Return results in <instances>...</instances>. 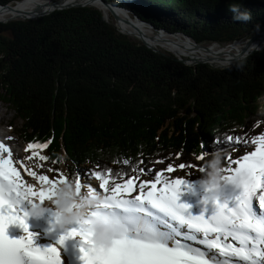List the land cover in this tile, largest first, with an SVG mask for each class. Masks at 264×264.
<instances>
[{"label":"trees","instance_id":"16d2710c","mask_svg":"<svg viewBox=\"0 0 264 264\" xmlns=\"http://www.w3.org/2000/svg\"><path fill=\"white\" fill-rule=\"evenodd\" d=\"M105 1L196 43L224 45L264 27V0H239L252 12L247 23L231 21L227 4L237 0ZM261 96L264 47L238 70L188 65L118 32L93 6L0 21V99L20 120L21 141L46 143L51 163L67 159L73 181L77 165L88 178L101 171L123 182L174 153L192 170L205 148L229 149L236 137L252 144L264 118L244 127Z\"/></svg>","mask_w":264,"mask_h":264},{"label":"snow or ice","instance_id":"6c2138e0","mask_svg":"<svg viewBox=\"0 0 264 264\" xmlns=\"http://www.w3.org/2000/svg\"><path fill=\"white\" fill-rule=\"evenodd\" d=\"M226 139L232 142L233 136ZM235 142L247 146L241 137ZM251 143L255 150L237 159L229 158L228 166L223 168L224 179L233 182L238 191L223 200L203 198L214 205L209 215L203 210L194 215L187 204L178 202L181 186L191 187L183 178L169 179L157 171L155 181H140L136 190L133 178L118 182L122 177L113 174L110 182L107 173L92 171L90 175L99 181L101 192L82 184L77 176L78 192L86 188L89 193H103L102 203L89 215L105 213L113 229L110 242L95 243L87 219H82L55 244L45 246L33 242L34 234L28 231L25 221L27 212L19 206L24 200H46L55 185L66 180L65 176L54 181L30 171L29 175L41 182L40 190H36L32 183L21 180L10 159L12 153L0 143V264H61L57 246L73 236L82 242V264H264V135L254 137ZM47 147L46 143L27 144V149ZM195 160L201 161L202 156L196 155ZM186 167L191 165H179L180 169ZM172 170L169 164L167 171ZM151 171L148 169L149 174ZM10 224L19 225L23 234L10 237Z\"/></svg>","mask_w":264,"mask_h":264},{"label":"clouds","instance_id":"9594fccd","mask_svg":"<svg viewBox=\"0 0 264 264\" xmlns=\"http://www.w3.org/2000/svg\"><path fill=\"white\" fill-rule=\"evenodd\" d=\"M227 10L231 13V21L247 23L252 20V12L237 2L227 4ZM258 29L259 25L255 24ZM254 51H260L256 44H248L246 48L239 50L236 55L225 61L224 66L230 69L235 66L242 68L243 62ZM201 176L198 185L204 190L203 198L223 200L225 185L233 182L226 181L223 173V154L218 150H211L202 164ZM103 201V193H89L86 188L77 191L72 179L61 181L52 189V195L44 201L32 200L27 209V215L40 217L49 208L52 209L55 226L64 228L66 225L76 224L82 219H87L91 229L92 239L97 244L110 242L112 224L103 211L89 215L90 210H96Z\"/></svg>","mask_w":264,"mask_h":264},{"label":"rangeland","instance_id":"374dc122","mask_svg":"<svg viewBox=\"0 0 264 264\" xmlns=\"http://www.w3.org/2000/svg\"><path fill=\"white\" fill-rule=\"evenodd\" d=\"M21 1H24V0H21ZM103 16L109 22L116 24L114 22L115 19L111 16V14H108L107 16L103 14ZM130 16H132V14H130ZM7 19L0 20V21H5ZM13 19H19V18H13ZM127 36L132 40L140 41L137 38V36L133 34H128ZM200 45L208 46L214 49L225 46L223 44L221 45L215 42H204V43H201ZM152 47L161 52L172 53L171 51L161 46H156V47L152 46ZM182 56L183 58H185V55H182ZM259 102H260L259 104L261 105L260 107L261 109L256 114L257 118H255L256 116L251 117L246 122L244 129L250 128L252 123L254 124L257 121H260L262 120V118H264V96L260 97ZM10 122H12L11 126L9 125ZM19 123H20V120L15 119L14 114L11 111V109L7 106V104H5L0 99V140H3L9 146L10 148L9 150L12 153V156L10 157V159L13 160V167H15L19 171L21 180H23L25 184L32 183L33 187L36 190H40L41 182L37 181L34 176H30L29 175L30 171L35 172L37 176L46 175L49 177V179L54 180V181L58 180L60 175H64L66 180L71 179L70 167L72 166V163H70L67 159L62 158L60 164L58 165V164L51 163L48 161L45 148L35 150L36 155H33V151H34L33 149H27V145L23 141H21L20 137L16 134V129L19 127ZM253 132H255L257 136L264 135V121H260V123H258V126L255 127V129L253 130ZM5 134L7 136L6 138H3L2 135H5ZM253 150H255V145L253 144H249L247 146L239 144L234 147H230L229 149H223V150H218V151H220L223 154V165L224 167H227L228 166L227 161L229 158L237 159L239 156L245 154L246 151H253ZM210 151H211L210 148H205V152L202 155V160L201 161H196L195 159L193 160L194 164L196 165V168L192 170H189V167H186L184 169L179 168V165L181 163L185 164V159L182 153H174V155H169L167 157L168 159H165L163 161H157L149 165L147 169H151L152 170L151 173L149 174L148 172H143L142 174H140L139 178L136 180V186H135L136 190H138V185L140 181H150V180L155 181V173L159 171L161 172L162 176H166L169 179L187 178L188 180L192 181V187L196 188L197 189L196 191L198 193H200V191H204L198 185L197 181L201 176V172L199 171V168L202 167L203 161L206 159ZM41 156H46L47 159L41 160L40 159ZM168 160H170L169 163H168ZM169 164L172 165V169H173L172 172L167 171ZM186 165H190V163H186ZM80 169L81 167L77 165L76 170H77L78 176L81 179L82 184L87 183L89 186L94 187L97 191L102 192L103 190L99 188V181L87 179V177L83 175V172L80 171ZM183 193L184 191L181 188V191L179 192V194H183Z\"/></svg>","mask_w":264,"mask_h":264},{"label":"bare ground","instance_id":"6f19581e","mask_svg":"<svg viewBox=\"0 0 264 264\" xmlns=\"http://www.w3.org/2000/svg\"><path fill=\"white\" fill-rule=\"evenodd\" d=\"M19 1L20 2L11 4L12 7L10 8V10L0 8V20H4L7 18H21L25 15L37 14L43 12L44 10L50 7V4L52 2L57 0H31V1L19 0ZM64 1L65 0H62V2ZM69 1H77V0H69ZM89 3L97 5L104 12L105 15L109 13L108 9L104 5H99L94 2H89ZM116 14L117 16L113 15L115 22L119 24V26L122 28L123 31H126L129 34H133L137 37L140 36L147 37L148 39H150L151 46H155V47L161 46L171 51L172 53H177V55L180 56L181 58H183L182 55H185V58L183 59L191 63L195 62L196 59L198 58L199 60L201 59L208 60L209 62L215 65H224L225 61H228L231 58V56L236 54L239 50L246 48L248 45V40L245 39L241 41H235L233 43H230L229 45H225L217 49L210 48L208 46H204L200 44L195 45L191 40L183 37L180 34L171 35L162 31L157 32L152 30L148 25L143 23L137 22V27H134L129 22H127L126 19H124L123 13L117 11ZM263 37H264V29L260 30L257 33V39H255L253 43L256 44L257 46L261 45L263 41ZM6 136L7 135L5 134L3 137L6 138ZM226 186L231 187L232 185L228 184L225 185V187ZM192 194L194 195L193 201L199 199V201L202 202L203 204L207 203L203 200V198L200 196V193H198L196 190ZM177 195L178 198L188 197V194H186V192H184L183 194L178 193ZM21 206L25 211H27V209L30 207L29 202L27 200L22 201ZM51 215H52V210L51 208H49L40 217H33V218L39 221L40 223L43 222V224H45V226L47 227L48 224L50 223L48 221ZM73 227H76V224L66 225L63 228V232H66ZM49 233L52 234L51 232ZM34 237L35 236H33V239ZM36 237L38 238V236ZM64 243L66 250H68V254L70 258H73L75 255L79 254V250L77 248L81 247L82 242L80 241L78 236L66 237Z\"/></svg>","mask_w":264,"mask_h":264},{"label":"water","instance_id":"95a60500","mask_svg":"<svg viewBox=\"0 0 264 264\" xmlns=\"http://www.w3.org/2000/svg\"><path fill=\"white\" fill-rule=\"evenodd\" d=\"M28 1H31V0H28ZM17 2H20V1L19 0H16L13 3H17ZM89 2H94V3H97L99 5H104L108 9V12H109L108 14H111V16L113 18H114V16H117V14H116L117 11L120 12V13H123L124 19H126V21L129 22L134 27H137V22L143 23V24L148 25L154 31H157V32L163 31V32H165L167 34H171V35L180 34L183 37L191 40L195 45L201 44V43H196L191 37H189L188 35H186V34H184L182 32H179V33L178 32H169V31L165 30L164 28H155L150 22L139 19L138 16L135 14L134 11H129V10L125 9L124 7L115 5V4H113L111 2H108V1H105V0H82V1H80V0H77V1L65 0L64 2H62V0H57V1L52 2L50 4V7L47 8L46 10H44L43 12H40V13H37V14L25 15V16L19 18V19L35 18V17L41 16V15L48 14L49 12H51L53 10H56V9H62V8H67V7H71V6H85V5L93 6V7L97 8V9H99L102 12V15L104 14V12L97 5L92 4V3H89ZM11 4L12 3L5 4V5L0 4V8L1 9H8V10H10V8L12 7ZM130 14H132L133 17L130 16ZM145 15H147V14H145ZM10 19H13V18H8L7 20H10ZM104 19H105V17H104ZM106 21L109 22L108 20H106ZM114 22H115V20H114ZM109 23H111V22H109ZM115 23L117 25L116 24H113V23H111V24L114 25L115 27H117L118 32H120L122 34H125V35H128L129 34L128 32L123 31L122 28L119 26V24L117 22H115ZM262 29H264V27H262L261 29H258L253 35H251L249 38H246L245 39V40H248V44H252L255 41V39H257V33L260 30H262ZM137 38L141 42H143V43L147 44L149 47L153 48L150 45V39H148L147 37L140 36V37H137ZM242 40H244V39H242ZM237 41H241V40H237ZM233 42H235V41H233ZM233 42H231V43H233ZM229 44L230 43H227V44H224V45H229ZM258 47H259V49H262L264 47V37H263V41H262L261 45H259ZM172 54L177 59L185 62L188 65H194V64H197V63H207V64H209V65H211L213 67L225 68L224 65H215V64L209 62L208 60H204V59L199 60L198 58L193 63L187 62L186 60H184L180 56H178L177 53H172ZM235 55L236 54H234L233 56H231V58L234 57Z\"/></svg>","mask_w":264,"mask_h":264}]
</instances>
